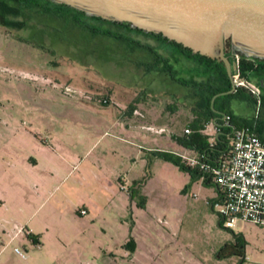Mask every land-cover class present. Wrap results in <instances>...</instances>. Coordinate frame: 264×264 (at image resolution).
Segmentation results:
<instances>
[{"label": "rangeland", "instance_id": "obj_1", "mask_svg": "<svg viewBox=\"0 0 264 264\" xmlns=\"http://www.w3.org/2000/svg\"><path fill=\"white\" fill-rule=\"evenodd\" d=\"M21 18L22 28L0 22V264H264V225L212 221L206 195L216 184L198 183L156 153L168 147L158 129L155 137L118 136L117 123L136 121L131 103L145 97L135 85L148 80L141 50L92 37L54 12ZM132 34L171 53L172 44L153 34ZM258 79L252 82L263 92ZM158 86L182 98L156 93L149 100L146 118L170 117L161 131L170 135L189 120L186 101L194 98L170 79ZM230 107L264 127V103L236 97ZM21 163L50 183L37 197L8 199V180L23 175ZM233 233L246 238L244 261L217 255L220 238Z\"/></svg>", "mask_w": 264, "mask_h": 264}, {"label": "trees", "instance_id": "obj_2", "mask_svg": "<svg viewBox=\"0 0 264 264\" xmlns=\"http://www.w3.org/2000/svg\"><path fill=\"white\" fill-rule=\"evenodd\" d=\"M33 10L57 13L66 20L72 21L74 24L84 29H88V33L92 37L100 35L111 36L128 44V48L132 50L140 49L144 54L140 63L144 64L146 69H157L166 72L176 81L191 87L188 93L195 100L193 101L192 109L202 118L193 128V131L186 132L181 136L173 135V137L183 145L196 148L203 158L213 160L229 149L228 138L219 135L214 141H210V134L202 131V129L205 128V123L219 115L218 109L232 116L230 123L234 126H248L264 138V127L261 125L260 120H253L235 114L230 107L231 99L236 97L247 98L256 103L263 104L264 91L257 94L249 86L244 84L237 85L234 90L229 91L233 89V79L228 72L226 64L222 63L217 58L200 52H193L191 47L181 42L170 40L161 33L145 31L142 28L131 26L128 22L114 21L105 19L101 16L88 15L83 10L52 0H0V22L8 24L11 28H22L25 26L26 20L21 18V16ZM95 20H100V23H96ZM107 23H109V25ZM133 31L153 34L169 44H172V47L170 46L172 49L180 50L190 61L196 62V65H192V67L188 68L193 76L187 77L178 75L177 67L175 66L177 60H175L174 57L170 58L168 52H161L152 44L135 38L132 34ZM230 59L238 65L233 73L238 70L240 76L248 81H252L256 77H259L258 82L264 88V59L240 55L237 61L235 54H231ZM139 100L140 98H136L135 101L131 103L132 109L135 107L134 103ZM220 100L222 103H220ZM232 128V126L227 125L224 131L230 132ZM156 153L166 160L173 161L181 169L191 171L192 175L197 179L201 178V171L197 167L186 164L180 153L164 149H157ZM204 182L212 183L207 178H205ZM220 224L224 226L222 220H220ZM234 234L235 240L223 243L218 248L217 255L221 258L239 255L241 256V261H243L246 257L247 241L241 233ZM130 241L128 243H130Z\"/></svg>", "mask_w": 264, "mask_h": 264}, {"label": "water", "instance_id": "obj_3", "mask_svg": "<svg viewBox=\"0 0 264 264\" xmlns=\"http://www.w3.org/2000/svg\"><path fill=\"white\" fill-rule=\"evenodd\" d=\"M52 1L65 3L88 15L161 33L191 47L193 52L225 63L232 79L237 63L232 62L231 54L264 59V0ZM235 88L234 83L229 91Z\"/></svg>", "mask_w": 264, "mask_h": 264}, {"label": "built area", "instance_id": "obj_4", "mask_svg": "<svg viewBox=\"0 0 264 264\" xmlns=\"http://www.w3.org/2000/svg\"><path fill=\"white\" fill-rule=\"evenodd\" d=\"M237 61L240 54L235 53ZM238 66V65H237ZM234 83L247 85L257 94L259 87L233 73ZM231 115L226 114L230 123ZM190 131L189 127L185 128ZM186 164L197 167L205 178L215 183L220 195L213 202L225 226L235 227L239 221L264 225V138L248 126H233L229 149L213 160L200 154L181 153ZM84 211V210H83Z\"/></svg>", "mask_w": 264, "mask_h": 264}, {"label": "crops", "instance_id": "obj_5", "mask_svg": "<svg viewBox=\"0 0 264 264\" xmlns=\"http://www.w3.org/2000/svg\"><path fill=\"white\" fill-rule=\"evenodd\" d=\"M169 49L171 51V53H168L170 58L174 57V59L177 60V62L179 63L178 66L177 65H175V66L179 69V71L181 70L182 72H187L189 67H186V64H187V62H189V59L186 56H184L180 50H178V49L174 50L171 47H169ZM149 60H150V58H149ZM191 62L193 65H196L195 64L196 62H194V61H191ZM142 65H143L144 73L148 76V80L145 83L139 82V83H136L135 85L137 88H139L140 92L145 93V97H143V99H140L139 101L134 103L135 107L133 108V111H132V117H136V121H132L131 123H125L122 120H120V123L119 124L117 123V125L119 126V129L121 130V131H118V134H119L118 136L123 138L122 135H120V134H122V131H128L129 134H132V135H133V132H136L137 134L141 133L142 135L147 136V137H149V136L155 137V135H154L155 132L153 129L156 128V129H158V134L161 135L163 137V140L167 141V144H168V147L166 145H159L157 147V149L172 150V151L178 152L180 154L181 153L199 154V151L196 148L183 145L182 143L178 142L173 137V135H180L181 136V135L185 134L186 133V131H185L186 127L190 128L189 132L193 131V128L197 125V123L202 118L201 116H199V114L197 112L195 113L192 109V104H193V101H195V100H192L191 103H189L188 100L186 101V105L191 110V115L189 117V120L184 123L185 124L184 127L182 126V124L180 125V127H179L180 131H177L175 133L171 132L170 135H167V134L161 132L162 130L165 131L166 126L169 127V125L171 124V121L169 120L170 117H168L167 119H163V120H156V118H153V117H147L146 118V115H148L147 111H150L151 108L153 107V102L151 103L149 100L151 97H152V99H155L156 93L157 94L159 93L162 95L168 94L169 99H171V97L173 96L172 98L182 100L181 97H178L176 91H170V90H167L165 88L159 89L158 84H160L161 82H168V79H170L172 81H175L176 83H178L181 86H184V87L186 86L188 90H190L191 87H189L188 85H185L179 81H176L175 79H173L171 77V75H169L166 72H163V71H160L157 69H146L145 65L144 64H142ZM215 96H214V98H215ZM221 100H220V103H222ZM232 103H233V98L231 99L230 105ZM141 110L143 111V113L139 114L138 111H141ZM233 112L235 114H238L235 111H233ZM218 113H219L218 116L212 118L209 122L205 123V128H203L202 131L210 134V141H214L216 138L219 137V135H223L224 137L229 139V144H230L231 131L232 130L230 132L224 131V128L227 127V125H229L228 122L226 121V113H224L222 110H219V109H218ZM140 115H143L144 117H141ZM116 118L119 119L117 116H116ZM146 131H148V133ZM21 164H23V165H21ZM21 164L20 165L23 169V171H22L23 175H20L18 177H15V178L8 180L9 182H8V186H7V190H6L7 192L5 194L6 198H8V199H12V198L18 197V196L20 198H26L25 196L29 193L32 194L34 197H37L39 194L42 193V188L44 187V184L49 185V183H50L48 178H45L41 174H39L36 170V167L33 166L32 164H27V163H21ZM14 165L17 166L16 164H14ZM197 182L203 184L204 181L200 178L197 180ZM206 184H208V183H206ZM214 187L212 186L213 190L207 191L206 203H208V205L211 207V209L216 212V214H212L210 216V219L212 221H216L217 223L220 224L221 217L213 205L214 200L216 198H218V196L220 195V191H219V188L217 185H215ZM206 188L210 189L211 186L207 185ZM226 227H228V226H226ZM11 239H12V237L9 240H11ZM234 240H235V234L234 233L232 236H230V235H227L226 237L222 236L219 240V247L223 243H225L226 241H234ZM129 244L132 248L131 249L132 256H136L137 251H138V247H139V241L134 239L133 241H130ZM224 258H230V256L224 257Z\"/></svg>", "mask_w": 264, "mask_h": 264}]
</instances>
